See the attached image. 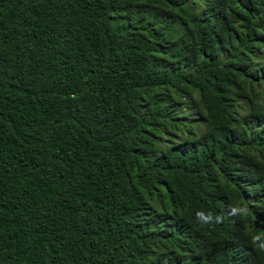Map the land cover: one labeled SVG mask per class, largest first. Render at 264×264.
<instances>
[{"label":"trees","instance_id":"trees-1","mask_svg":"<svg viewBox=\"0 0 264 264\" xmlns=\"http://www.w3.org/2000/svg\"><path fill=\"white\" fill-rule=\"evenodd\" d=\"M261 244L264 0H0V264H264Z\"/></svg>","mask_w":264,"mask_h":264},{"label":"rangeland","instance_id":"rangeland-1","mask_svg":"<svg viewBox=\"0 0 264 264\" xmlns=\"http://www.w3.org/2000/svg\"><path fill=\"white\" fill-rule=\"evenodd\" d=\"M261 61V56H256V61L255 62H260ZM185 99V102L183 104H180L178 106V112L180 114H186L187 117L182 119L181 121V125L184 124V125H188L189 123L193 124V126L195 127L196 129V132H200L204 129V122L198 118V114H197V111H196V108H192V107H189V102L190 100L188 98H184ZM185 133H181L179 132V138L184 140L185 139ZM164 139H165V135H164ZM164 139L162 140L163 144L164 142ZM174 140H177V137L176 139L174 138Z\"/></svg>","mask_w":264,"mask_h":264},{"label":"clouds","instance_id":"clouds-1","mask_svg":"<svg viewBox=\"0 0 264 264\" xmlns=\"http://www.w3.org/2000/svg\"><path fill=\"white\" fill-rule=\"evenodd\" d=\"M241 211H243V210L240 208H236V207L231 208V214H238ZM196 215H197V219L204 224L213 222V220L215 223H221L222 222V217L217 216V217L213 218L211 213L205 215L204 212H198ZM255 239L258 240L259 237H256ZM260 247L264 248V244H261Z\"/></svg>","mask_w":264,"mask_h":264}]
</instances>
